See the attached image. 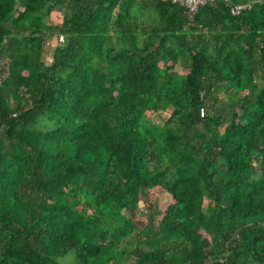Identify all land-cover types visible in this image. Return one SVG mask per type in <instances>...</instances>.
Returning a JSON list of instances; mask_svg holds the SVG:
<instances>
[{
  "label": "trees",
  "instance_id": "1",
  "mask_svg": "<svg viewBox=\"0 0 264 264\" xmlns=\"http://www.w3.org/2000/svg\"><path fill=\"white\" fill-rule=\"evenodd\" d=\"M228 1L0 0V264H264V0Z\"/></svg>",
  "mask_w": 264,
  "mask_h": 264
},
{
  "label": "built area",
  "instance_id": "2",
  "mask_svg": "<svg viewBox=\"0 0 264 264\" xmlns=\"http://www.w3.org/2000/svg\"><path fill=\"white\" fill-rule=\"evenodd\" d=\"M215 0H172L173 3L184 8L187 13L195 14L201 7H204L207 3H213ZM224 3H229L228 0H222ZM247 6L244 5H231L229 8L232 16L238 15ZM59 42H62V38H59Z\"/></svg>",
  "mask_w": 264,
  "mask_h": 264
},
{
  "label": "rangeland",
  "instance_id": "3",
  "mask_svg": "<svg viewBox=\"0 0 264 264\" xmlns=\"http://www.w3.org/2000/svg\"><path fill=\"white\" fill-rule=\"evenodd\" d=\"M52 22H54L55 24H59L61 22V13H56L55 15L52 16ZM56 38L52 37L51 39H49L46 43L45 49H44V54H43V61L46 64H49L51 61V57H52V50L54 49L55 45H56ZM160 204L161 205H165L167 202V198L165 195L161 196L160 198ZM142 208V207H141ZM150 215V214H149ZM142 217V213L139 212L138 213V217Z\"/></svg>",
  "mask_w": 264,
  "mask_h": 264
}]
</instances>
